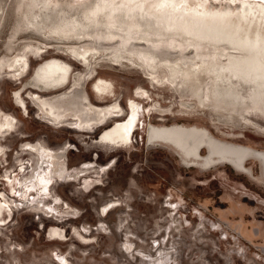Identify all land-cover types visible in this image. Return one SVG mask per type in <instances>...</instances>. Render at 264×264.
Instances as JSON below:
<instances>
[{
	"label": "rangeland",
	"instance_id": "rangeland-1",
	"mask_svg": "<svg viewBox=\"0 0 264 264\" xmlns=\"http://www.w3.org/2000/svg\"><path fill=\"white\" fill-rule=\"evenodd\" d=\"M30 1L0 0V109L16 119L15 131L0 137V264H264V177L259 162H247L255 177L227 163L209 170L189 167L173 148L151 145L147 130L150 123L196 124L219 138L264 149V107L248 99L251 125L239 115L242 110L236 112L234 101L216 96L203 71L195 74L185 67L186 77L179 76L176 87L163 88L143 69L113 63L106 54L85 88L97 105L117 101L123 115L91 130L56 127L41 117L30 91L22 94L29 110L23 114L13 101L15 90L31 85L41 95L55 94L75 85L76 75L87 70L58 47L59 42L83 40L65 32L68 26L83 22L92 30L103 21L78 13L81 0H61V16L59 11L50 16L53 27L33 30ZM254 3L264 12V0ZM30 44L43 46L45 52H28L30 70L16 79L15 59ZM51 62L74 69L66 87L44 92L53 83L42 85L38 73L32 81L30 77L39 64ZM165 73L160 78L167 83ZM98 79L113 97L93 98ZM242 87L247 93V85ZM144 91L141 101L131 97ZM127 100L146 109L133 143L114 148L96 142L105 125L125 119ZM35 143L48 145L51 154L22 146ZM58 157L61 167L54 171Z\"/></svg>",
	"mask_w": 264,
	"mask_h": 264
},
{
	"label": "bare ground",
	"instance_id": "bare-ground-1",
	"mask_svg": "<svg viewBox=\"0 0 264 264\" xmlns=\"http://www.w3.org/2000/svg\"><path fill=\"white\" fill-rule=\"evenodd\" d=\"M30 2L29 27L33 30H39L40 26L51 29V14L59 11L61 16V0ZM254 2L255 0H81L80 7L77 8L78 13L87 19L102 17L103 21L95 23L96 27L93 26L92 30L84 28L86 24H82L83 22H77L75 25L74 21L71 27L68 26L69 31L65 32H69L74 39L83 40L79 41V44H57L72 53L73 59L86 66L87 70L76 75L75 85L69 89L46 94L47 96L30 91L29 97L40 109L41 117L56 127L79 126L91 130L106 123L109 118L123 115L121 105L117 101L104 106L97 105L85 88L86 84L94 79L97 67L106 59L103 56L108 54L107 59L113 63L125 65L129 62L143 69L147 78L156 79L158 85L163 88L176 87L178 77H186L183 71L185 67L187 72L195 74L203 71L205 76L211 79L210 89L216 96L234 101L236 112L242 110L243 113L238 114L251 124L254 120L250 116L252 105L248 104V99L256 102L260 109L264 107V12L258 3ZM258 2L261 4V1ZM55 19L57 18H54V21ZM113 21L119 22L114 24ZM60 31L62 34L63 26H60ZM90 40L91 43H81ZM27 49L25 54L15 59L19 62L18 68L15 67L14 71L12 69L16 79H21L30 70L28 52H45L41 45L30 44ZM43 65L39 64L30 78L32 81L38 73L40 79L54 84L44 92L61 89L70 83L74 69L72 65L70 69L69 65L57 62L47 63L46 67L41 68ZM166 71L163 79L165 77L167 83L160 78V74ZM102 81L98 79L94 87L91 85L96 92L91 91L93 98L96 99L95 94L105 95L104 98L113 97L114 94H109L107 87L98 83ZM45 82L42 80V85L46 84ZM57 82L64 84L57 87ZM244 84L247 85V93L242 87ZM30 86L17 89L16 94L14 91L12 95L15 105L26 115L29 110L26 106L27 100L24 101L22 97L23 92L28 88L40 91ZM102 87L107 89L105 93ZM145 93L147 92L131 97L139 99L141 96L145 97ZM128 102L129 100L126 104L125 119L102 130L96 142L106 143L114 148L126 147L133 143L132 136L139 124H142L143 112L145 113L146 109L139 102L132 101L130 105ZM148 110L149 114L152 113ZM262 115L264 117V114ZM14 119L0 109V137L15 131ZM149 125L147 130L150 144L160 143L172 147L190 167L209 170L227 163L237 171L255 177L252 170H246L245 163L253 158L260 162L259 155L264 156V149L219 138L204 126L185 123ZM22 146L31 147L35 153L38 151L46 155L51 154L46 144ZM64 151L66 153V149ZM47 160L55 163L53 160ZM58 160L59 157L53 166L54 171L56 166L60 165ZM260 164L264 177V162L261 160ZM24 185L28 186L27 183ZM14 192L18 194L19 189L16 188Z\"/></svg>",
	"mask_w": 264,
	"mask_h": 264
},
{
	"label": "flooded vegetation",
	"instance_id": "flooded-vegetation-1",
	"mask_svg": "<svg viewBox=\"0 0 264 264\" xmlns=\"http://www.w3.org/2000/svg\"><path fill=\"white\" fill-rule=\"evenodd\" d=\"M97 102H101V101H97ZM119 118H120V117H119ZM119 118H118V119H119ZM111 123H112V122H111ZM109 126H111V124H109V125H107V126L105 125V126L102 128V130H103V129H106V127H109ZM102 130H101V131H102ZM99 134H100V133H99ZM203 153H204V152H203ZM247 162H248V161H247ZM247 162L245 163V168H246V170H247V171H248L249 169L252 170V168L249 167V165H248ZM244 170H245V169H244ZM253 176H255L254 173H253Z\"/></svg>",
	"mask_w": 264,
	"mask_h": 264
},
{
	"label": "water",
	"instance_id": "water-1",
	"mask_svg": "<svg viewBox=\"0 0 264 264\" xmlns=\"http://www.w3.org/2000/svg\"><path fill=\"white\" fill-rule=\"evenodd\" d=\"M150 127V126H149ZM148 142H149V133H148ZM150 143V142H149ZM157 144H160V143H157ZM194 145V143H192ZM152 145V144H151ZM163 145V144H162ZM165 146V145H164ZM172 148V147H171ZM259 160L261 162V160L264 162V156L263 155H259ZM254 159V158H253ZM259 162V161H258ZM259 162V164H260ZM187 165V164H186ZM232 166V165H231ZM190 167V166H189ZM233 167V166H232ZM260 167H261V164H260ZM234 168V167H233ZM235 169V168H234Z\"/></svg>",
	"mask_w": 264,
	"mask_h": 264
},
{
	"label": "crops",
	"instance_id": "crops-1",
	"mask_svg": "<svg viewBox=\"0 0 264 264\" xmlns=\"http://www.w3.org/2000/svg\"><path fill=\"white\" fill-rule=\"evenodd\" d=\"M46 65L47 64H44L41 68H44V67H46ZM41 80H43V82H45L46 80L45 79H41ZM46 84H47V81L45 82ZM58 85V84H57ZM46 88V87H45ZM37 89H39V88H37ZM34 89H31V88H28L26 91H33ZM25 91V92H26ZM34 91H36V90H34ZM37 92H41V91H37ZM111 121H114V120H111Z\"/></svg>",
	"mask_w": 264,
	"mask_h": 264
}]
</instances>
